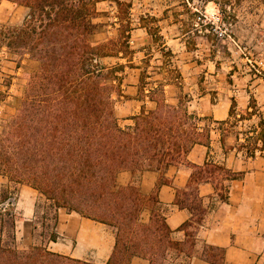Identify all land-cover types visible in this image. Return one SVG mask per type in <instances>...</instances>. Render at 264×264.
I'll return each instance as SVG.
<instances>
[{
    "label": "crops",
    "instance_id": "crops-1",
    "mask_svg": "<svg viewBox=\"0 0 264 264\" xmlns=\"http://www.w3.org/2000/svg\"><path fill=\"white\" fill-rule=\"evenodd\" d=\"M121 1L124 5L114 0L98 3L102 13L93 21L99 27L89 38L93 45L108 44L117 41L122 26L128 25L125 50L119 45L107 50L105 45L106 51L96 58L103 70H115L112 98L119 125L131 126L133 117L154 110L157 102L150 96L157 93L166 105L193 115L204 138L180 162L122 170L116 184L136 188L143 200L142 223H148L152 213H160L170 240L190 249L191 255L170 249L164 264H212L201 255L205 246L223 249L222 264H264V40L258 36L247 40L235 31L232 38L217 40L208 24L198 19L201 13L217 10L211 0ZM28 12L26 6L0 1V23L17 24ZM37 68L38 62L28 54L16 58L1 45L0 91L5 93L11 81L20 89L25 76ZM5 96L0 95V123L15 111L11 97ZM195 166L202 167L201 181ZM211 166L238 175L227 179L211 171ZM0 189L16 196L18 249L36 245L35 232L44 220L50 222L46 231L56 235V240H43L47 250L94 264L109 259L115 244L112 227L64 207L56 209L47 199L41 207L45 213L39 211L36 202L42 195L37 189L2 175ZM192 190L205 213L200 224L192 221L190 237L182 225L190 221L192 212L180 207L176 197L191 203ZM129 264L149 261L133 256Z\"/></svg>",
    "mask_w": 264,
    "mask_h": 264
},
{
    "label": "trees",
    "instance_id": "trees-1",
    "mask_svg": "<svg viewBox=\"0 0 264 264\" xmlns=\"http://www.w3.org/2000/svg\"><path fill=\"white\" fill-rule=\"evenodd\" d=\"M8 1L28 7L29 12L21 25L6 26L1 36L12 53L28 54L38 68L28 78L16 113L0 131V175L37 189L56 209L64 207L112 227L115 244L105 264H129L133 256L164 264L172 248L191 255L190 249L170 240L160 213H152L148 223L140 221L142 198L134 186H118L115 178L122 170L163 168L183 160L191 146L204 138L196 130L194 116L152 93L157 102L154 110L133 117L132 126L119 125L112 98L115 70L94 63L103 45H93L89 39L99 27L93 21L102 13L98 3L108 0ZM211 1L224 19L236 17L232 6L241 2ZM127 28L122 26L118 40L108 43L125 50ZM195 169L203 180L202 167ZM211 171L227 179L238 175L221 166H211ZM189 197L191 203L179 196L176 203L192 212L190 221L182 225L191 237L192 221L200 224L205 210L196 190ZM14 226L15 216L0 208V264H94L43 245L20 250L14 244ZM5 229L11 231L10 240H5ZM44 233V239L56 240L53 232ZM201 255L212 264H222L221 248L205 246Z\"/></svg>",
    "mask_w": 264,
    "mask_h": 264
},
{
    "label": "rangeland",
    "instance_id": "rangeland-1",
    "mask_svg": "<svg viewBox=\"0 0 264 264\" xmlns=\"http://www.w3.org/2000/svg\"><path fill=\"white\" fill-rule=\"evenodd\" d=\"M232 7L234 9V13H235L236 17L229 19L231 21L230 29L233 32L235 31L238 36H243L247 40H250V39L252 40L256 36H258L264 40V4L263 3L259 4L256 0H241L240 3L237 2V3L233 4ZM216 8L218 9V6H216ZM122 9H123V6H122ZM15 22H17V24L0 23V47H1V45H6L5 41L3 40V37L1 36V33L4 30V28L6 26H19L23 22V19L20 21H15ZM102 45H103V47H101L100 53H103L106 51V49H105L106 46L109 47V48H107V50L112 48V45L109 43L106 44V46H104L105 44H102ZM19 56L20 55H16V58H18ZM34 71L30 72L29 74H27V76H25L26 81L20 89L18 88L19 90L16 88L14 94L12 95V97L10 99L11 102H13V106L15 107V111L12 115L7 117L4 122L0 123V125L2 124L0 129H2L3 125L6 122H8V120H10L11 117L16 113V110H17V108H18V106H19V104L23 98V93H24L28 78ZM0 95L5 96V93H2L0 91ZM9 195H11V194L8 193V191H5V189H0V204L2 202H4ZM44 202H45V197L42 195L38 198V201L36 202V206L38 207L39 211L42 210L45 213V209L41 208L42 205L44 206V204H45ZM8 212H11L14 216H16V211L14 210V206L9 207ZM40 215H41V213H40ZM42 215H44V214H42ZM49 217H50V215H49ZM40 220L41 219H39V221ZM41 223H42L43 228H41L42 226H41V224H39V226L35 232L34 242L37 245L42 244L45 236L41 235V234H45L44 232L46 231L48 225L50 224V222H47L44 220H42ZM44 226H45V228H44ZM4 231H5V240H10L8 237V234H10L11 231H9L7 229H5Z\"/></svg>",
    "mask_w": 264,
    "mask_h": 264
},
{
    "label": "built area",
    "instance_id": "built-area-1",
    "mask_svg": "<svg viewBox=\"0 0 264 264\" xmlns=\"http://www.w3.org/2000/svg\"><path fill=\"white\" fill-rule=\"evenodd\" d=\"M200 21H204L205 24H208L209 31L214 34L217 40H224L226 38H232L233 31L230 29L231 21L229 19H224L222 17L221 12L217 9L215 12L205 14L201 13L198 17ZM94 63H96V58L94 59ZM8 87L5 89V97H12L16 89V82L11 81L7 85ZM2 108L0 105V119L2 117ZM15 195H9L4 202L0 204V208L2 210H8L9 207L14 206L15 203Z\"/></svg>",
    "mask_w": 264,
    "mask_h": 264
}]
</instances>
